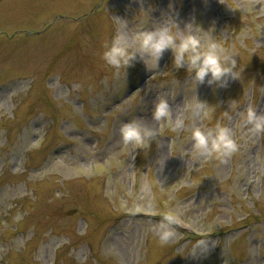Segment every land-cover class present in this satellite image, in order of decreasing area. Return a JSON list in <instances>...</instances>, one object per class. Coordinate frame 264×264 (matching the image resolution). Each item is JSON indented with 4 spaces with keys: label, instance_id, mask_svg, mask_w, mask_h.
<instances>
[{
    "label": "rangeland",
    "instance_id": "obj_1",
    "mask_svg": "<svg viewBox=\"0 0 264 264\" xmlns=\"http://www.w3.org/2000/svg\"><path fill=\"white\" fill-rule=\"evenodd\" d=\"M144 17L214 28L240 77L195 85L171 48L156 69L108 65L105 44ZM160 97L189 125L188 103L207 101L197 123L228 126L239 151L200 156L154 119ZM249 104L264 112V0H0V264H264V133L243 124ZM129 119L153 131L148 148L123 141ZM177 205L190 226L161 247L150 226ZM202 238L210 250L187 255Z\"/></svg>",
    "mask_w": 264,
    "mask_h": 264
},
{
    "label": "clouds",
    "instance_id": "obj_2",
    "mask_svg": "<svg viewBox=\"0 0 264 264\" xmlns=\"http://www.w3.org/2000/svg\"><path fill=\"white\" fill-rule=\"evenodd\" d=\"M235 8V7H233ZM144 25H137L135 30H129L128 24L118 27L110 41L104 46L103 60L113 68H129L139 59L147 69H156L165 50L174 51V63L177 68L188 64V71L194 73V84H203L207 81L213 88L228 87L231 80L240 77V63L217 36L214 28L205 29L194 21L185 25L183 30L174 19L168 17L163 24H157L148 29L150 17H144ZM186 110L193 116L192 125H189L181 116L172 119V110L169 101L160 97L155 103L153 117L157 121L167 120L172 133L179 134L181 130L188 133V140L193 141V149L200 156L212 157L231 156L239 151L240 145L228 126L217 124L213 128L200 126L197 120L208 117L211 104L195 98L189 102ZM242 122L257 133H264V112L258 107L249 104L241 113ZM123 141L136 148H148L154 133L138 119L125 121L120 128ZM187 154V153H185ZM180 206L160 214V219L150 226L161 247L169 246L179 239L182 227H188ZM208 239L195 241L187 255L199 257L206 254L211 248Z\"/></svg>",
    "mask_w": 264,
    "mask_h": 264
}]
</instances>
